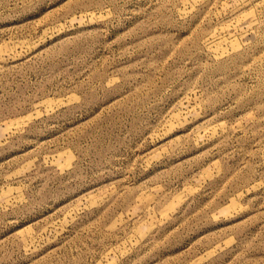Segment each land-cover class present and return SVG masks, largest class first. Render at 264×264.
I'll use <instances>...</instances> for the list:
<instances>
[{
	"label": "rangeland",
	"instance_id": "1",
	"mask_svg": "<svg viewBox=\"0 0 264 264\" xmlns=\"http://www.w3.org/2000/svg\"><path fill=\"white\" fill-rule=\"evenodd\" d=\"M0 264H264V0H0Z\"/></svg>",
	"mask_w": 264,
	"mask_h": 264
}]
</instances>
